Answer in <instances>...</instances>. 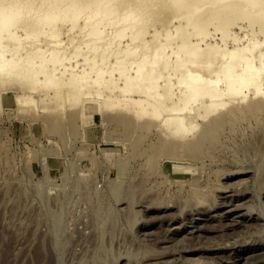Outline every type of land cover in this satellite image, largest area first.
I'll return each mask as SVG.
<instances>
[{"label":"rangeland","instance_id":"1","mask_svg":"<svg viewBox=\"0 0 264 264\" xmlns=\"http://www.w3.org/2000/svg\"><path fill=\"white\" fill-rule=\"evenodd\" d=\"M236 28L243 37L247 33ZM216 37L212 41L219 40ZM67 38L63 35L64 40ZM8 93L11 100L0 110V264H116L117 259V264H179L181 260L180 264L264 263V113L257 117L241 115L228 122L203 146L207 155L201 148L196 154L180 151L176 157H157L150 167L144 149L159 140L157 127L145 135L138 144L143 152L136 154L133 150L141 131L135 129L126 135L123 126L111 119L119 114L116 111L108 117L96 111L94 104L84 111L89 119L79 117L71 124L73 128L69 124L71 129L63 122L61 129L51 130L48 109L38 108L37 113V109L15 103L14 98L23 93L20 89ZM68 108L66 113L74 111ZM247 186L251 193L246 192ZM233 191L236 194L231 196ZM233 203L240 206L233 208ZM245 205L259 211L240 216L248 211ZM230 208L239 210L226 219ZM230 222L233 224L228 227ZM249 223L261 232L254 226L250 231ZM184 236L190 237L185 240ZM214 236L221 240L219 245ZM174 237L182 238L181 242H175ZM211 238L216 249L210 247ZM220 242L224 247L218 248ZM166 249L172 257L166 255ZM148 251H153L152 255L148 256ZM162 251L165 255L161 256ZM257 252L259 255H251Z\"/></svg>","mask_w":264,"mask_h":264},{"label":"bare ground","instance_id":"2","mask_svg":"<svg viewBox=\"0 0 264 264\" xmlns=\"http://www.w3.org/2000/svg\"><path fill=\"white\" fill-rule=\"evenodd\" d=\"M236 27L247 30L244 37L235 31ZM217 35L219 40L212 41ZM126 38L129 42L125 45ZM14 89L23 92L14 98L18 105L37 109V113L38 108L48 109L51 130L61 129L63 122L68 123L65 126L74 125L79 117L89 119L84 111L94 104L96 111L108 117L110 112H118L111 119L123 126L126 135L135 129L141 131L133 150L136 154L143 152L138 144L157 127L159 140L144 149L150 167H154L157 157L166 154L174 156L185 150L196 154L228 122L241 115L257 117L264 113V0H0V110L4 102L11 100L8 92ZM49 102L54 105L50 107ZM67 107L74 111L66 113ZM250 208L240 216L259 211ZM230 209L224 211L226 219L239 210ZM250 226L254 225H249V230ZM211 239L212 249L211 242L216 238ZM222 242L218 248L224 247Z\"/></svg>","mask_w":264,"mask_h":264}]
</instances>
